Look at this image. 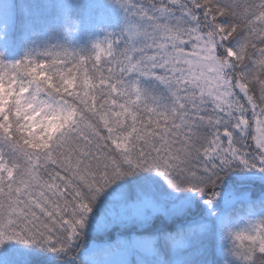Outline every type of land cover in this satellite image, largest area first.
Returning a JSON list of instances; mask_svg holds the SVG:
<instances>
[{"label": "snow or ice", "instance_id": "6c2138e0", "mask_svg": "<svg viewBox=\"0 0 264 264\" xmlns=\"http://www.w3.org/2000/svg\"><path fill=\"white\" fill-rule=\"evenodd\" d=\"M0 264H264V0H0Z\"/></svg>", "mask_w": 264, "mask_h": 264}]
</instances>
